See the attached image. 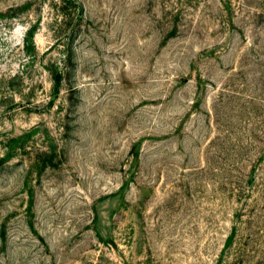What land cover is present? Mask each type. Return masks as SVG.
Here are the masks:
<instances>
[{
	"label": "rangeland",
	"instance_id": "374dc122",
	"mask_svg": "<svg viewBox=\"0 0 264 264\" xmlns=\"http://www.w3.org/2000/svg\"><path fill=\"white\" fill-rule=\"evenodd\" d=\"M0 264H264V0H0Z\"/></svg>",
	"mask_w": 264,
	"mask_h": 264
}]
</instances>
